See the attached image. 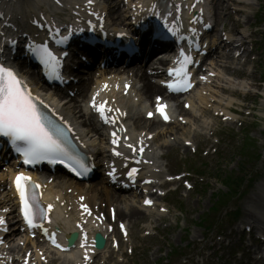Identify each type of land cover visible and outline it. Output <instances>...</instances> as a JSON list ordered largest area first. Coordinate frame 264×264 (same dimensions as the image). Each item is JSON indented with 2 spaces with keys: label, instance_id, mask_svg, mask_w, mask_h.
Returning <instances> with one entry per match:
<instances>
[{
  "label": "snow or ice",
  "instance_id": "6c2138e0",
  "mask_svg": "<svg viewBox=\"0 0 264 264\" xmlns=\"http://www.w3.org/2000/svg\"><path fill=\"white\" fill-rule=\"evenodd\" d=\"M91 2L92 0H89V3ZM34 51L39 54L45 66L55 72L59 66V60L47 46H39ZM184 62H189L187 56L184 57ZM172 72H175L178 76L182 73L185 77L187 76L183 64L180 68L173 69ZM187 86L190 85L186 84ZM169 87H173V85L170 84ZM33 100L32 93L27 85L17 77L11 68L0 64V135L10 138L16 151L23 156L25 164H32L45 159L54 162L57 158H60L61 162H63V157H67L69 160H76L68 152L60 139L62 133L58 134V131H54L47 126L48 122ZM93 107H97L95 101H93ZM165 108V105H160L158 106V111L164 115L165 119H168L169 117L165 113ZM97 110L105 122H109V118L105 115V105H99ZM149 115L151 116L152 113H149ZM111 122L114 123V121ZM112 135L115 137L116 133L114 132ZM113 143H117V140L113 139ZM116 155H120V153L117 152ZM76 162L81 163L78 160ZM81 167H83L82 163ZM136 171V169H132L129 172V176H132ZM77 174L79 175L80 173L78 172ZM30 179V177L20 173L15 177V186L19 193L22 205L21 211L23 212L25 221L30 227H36L34 219L37 212L39 211L41 214H44L45 210L39 209L36 204H33L32 199L28 195ZM36 187H39V185H36ZM145 203L150 204L151 201H145ZM51 207L49 205L48 210H51ZM84 207L87 210V206L85 205ZM2 223L4 221L0 218V224ZM53 243H55V240H53ZM57 246L59 247V245Z\"/></svg>",
  "mask_w": 264,
  "mask_h": 264
},
{
  "label": "rangeland",
  "instance_id": "374dc122",
  "mask_svg": "<svg viewBox=\"0 0 264 264\" xmlns=\"http://www.w3.org/2000/svg\"><path fill=\"white\" fill-rule=\"evenodd\" d=\"M263 11H264V7H263ZM258 17L260 16H257L254 19H257ZM263 59H264V52L260 56V60L262 63H263ZM249 104L252 105V103H249ZM257 108H259V105ZM257 108H255V113H258L259 111ZM247 121L248 122H245L244 126H242L241 129L234 128L235 133L233 135L231 143L228 144L227 141L226 142L224 141L222 143V147H224L223 153L226 152L224 156L221 157V153H220L219 156H213L211 159L208 160V162L205 161L210 170L214 169L215 168L214 165L219 162V164L224 166V170L227 168L226 170L229 171V169L232 168L234 169L233 172H235L236 169L238 168L239 162L240 164L243 163V165L248 163L247 160H244L245 159L244 154L246 155L251 154L252 147H254L255 151H257L256 149L257 147H259V149L260 147H264V145L261 144V143H264V125H263L264 120L262 119V123H261V120L257 116L255 117V114H254V116H248ZM226 131L227 130L223 132V135L226 133ZM242 148H243V151L241 152ZM223 159H224V162L222 163ZM247 168L248 167L246 166V169ZM239 172L242 173V172H248V171L240 170ZM235 175H238L237 171L234 174V176ZM232 178L234 179L233 176ZM211 187L218 191L223 189L214 184ZM204 197L205 195L203 196V198ZM201 208H203L202 205L200 209ZM147 263L148 262L146 261L144 262V264H147Z\"/></svg>",
  "mask_w": 264,
  "mask_h": 264
},
{
  "label": "bare ground",
  "instance_id": "6f19581e",
  "mask_svg": "<svg viewBox=\"0 0 264 264\" xmlns=\"http://www.w3.org/2000/svg\"><path fill=\"white\" fill-rule=\"evenodd\" d=\"M111 3V5L108 7V12L109 13H112V12H114L115 11V9H114V6H116V2L114 3V2H110ZM114 3V4H113ZM113 4V5H112ZM221 3H219L218 1L216 2V4H215V11H216V15H215V17H216V21H218L220 18H219V16H218V12H219V9H220V7H221ZM220 6V7H219ZM120 16V15H119ZM247 23H248V21H246ZM234 42V41H233ZM212 63L213 64H215L216 65V67L220 70V71H222L224 74L226 73V74H231L232 73V71H235V69L237 70L238 69V67H233V66H229V65H219V64H217L216 62H214V61H212ZM222 79L224 80V82L225 83H227L228 81L227 80H225V78L224 77H222ZM221 81V80H220ZM143 86L141 87V89H140V93H141V95H143V96H145V97H147L148 96V92H149V90H157V88L154 86V85H151V84H149V83H147V81H145V80H143ZM223 82V83H224ZM36 85L38 84L36 81L34 82ZM224 83V84H225ZM230 84H232L231 82H230ZM229 84V85H230ZM225 86V85H224ZM40 87V86H39ZM35 89L36 90H38V87H35ZM131 89H132V86H131ZM84 90V89H83ZM82 90V91H83ZM133 90H134V87H133ZM225 90H226V87H225ZM92 91V90H91ZM131 91V90H130ZM45 95V94H44ZM47 97H49L48 95H46ZM199 96V95H198ZM202 96V93L200 94V96L197 98L198 99V102L200 103V106L202 105H204L203 103H205V102H203V99H204V97H201ZM57 104V106L59 107V109L62 111V112H64L68 117H70L71 119H73L76 123H79V118H80V115L78 114L79 113V111H78V109H77V106H76V104H75V102L73 101V100H68L66 103H61V104H59V103H56ZM151 127H153L152 125H150ZM178 128H180V126H175V125H171V126H169L166 130H163V132H162V134H163V136L165 137L167 134H170V135H174V136H176L177 134H179L178 133ZM91 131H93V130H89V132H91ZM182 132V131H181ZM55 184H59V181L57 180V181H55ZM54 185L52 184V187H53ZM80 186H82V185H80ZM86 187H92L91 189H94V190H97L98 192H99V194H100V200L102 199V200H104V201H106V202H114L116 205V208H117V210H118V214H123L124 216H128V217H136V215L139 213V211H138V209L139 208H136V207H129L128 205H127V203H126V200H124V199H122V198H115L108 190V188L107 187H103V188H100L99 187V185H98V183L97 182H94L93 184H86L85 185ZM77 188H79L81 191H83L84 190V188H82V187H79V186H77ZM101 200V201H102ZM255 202V201H254ZM139 210H141V209H139ZM141 212H142V210H141ZM246 215H248L249 217H251V216H256V213H254V212H251V211H249V213H245ZM261 226H262V224H261Z\"/></svg>",
  "mask_w": 264,
  "mask_h": 264
}]
</instances>
